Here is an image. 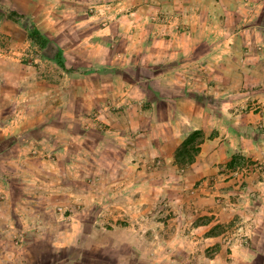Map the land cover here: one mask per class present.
Here are the masks:
<instances>
[{"label":"crops","instance_id":"1","mask_svg":"<svg viewBox=\"0 0 264 264\" xmlns=\"http://www.w3.org/2000/svg\"><path fill=\"white\" fill-rule=\"evenodd\" d=\"M108 1L113 13L118 12L121 4L129 8V16L134 18L129 25L131 34H150L152 27L148 20L145 24L142 20L159 15L167 17L170 21L161 25V41L156 49L163 46L191 53L176 64L190 66L189 82L177 73H170L172 69L167 67L154 76L136 73L129 75V90L124 91L127 96L118 101H127L125 106L129 103V107L123 106L121 110L126 112H123L125 116L129 112L132 118L134 112L141 117L133 132L131 126L117 127L122 138L111 146L123 145L121 150L129 159L107 184V189L119 197L114 199L115 207L130 214V220L126 221H129V246L133 255L150 257L153 264H215L219 257L224 260L222 264L233 261L264 264V249L260 248L239 246L234 254L225 252V255L216 243L219 233L214 231L238 214L255 219L259 212H264V172L250 165L244 185H237L232 179L238 158L264 162V0ZM132 43L129 41V67L140 61L130 54ZM141 62L157 67L172 63L159 57ZM154 78L160 79V86H155ZM91 84L94 86L92 81ZM91 91L92 96L100 92L97 88ZM134 94L149 97L151 104L133 103L129 98ZM109 102L103 104L107 106ZM245 103V107H250H237ZM253 103H258L260 109H253ZM98 118L101 119L99 115ZM103 120L111 123L109 119ZM96 125L91 123V130L100 131ZM196 129L204 134L200 151L193 162L180 163L177 152ZM85 130L84 134L88 132ZM42 139L53 146L56 143V138L51 136L35 140ZM71 143L63 138L54 154L21 157L27 166L22 169L37 178L43 172L50 194H66L71 202L89 203L93 195L78 183L85 176V157L73 154ZM114 154L113 158L118 159L119 155ZM7 190L11 196L13 190ZM218 195L223 201L220 205L215 200ZM81 223L74 217L69 228L65 225L53 233V247L61 252L78 244ZM112 225L118 229L119 223ZM260 225L264 227V222ZM259 227L260 239L264 240V228ZM3 239L0 231V264H36L30 243L21 249H5ZM138 240L147 247L137 249ZM214 245L219 246L216 255H207ZM230 256L234 257L233 261ZM61 261L59 254V261L53 264Z\"/></svg>","mask_w":264,"mask_h":264},{"label":"rangeland","instance_id":"2","mask_svg":"<svg viewBox=\"0 0 264 264\" xmlns=\"http://www.w3.org/2000/svg\"><path fill=\"white\" fill-rule=\"evenodd\" d=\"M49 9L53 11L50 13ZM128 11L121 4L118 12L113 13L108 0H0V231L5 249H21L30 243L36 264H53L59 261V254L61 264H153L150 257L133 255L126 221L130 220V214L115 207L114 199L119 197L107 189L114 172L122 169L129 159L121 150L123 145L111 146L122 138L117 127L131 126L133 132L141 121L134 112L132 118L129 112L125 116L126 112L121 110L127 101H118L127 96L124 91L129 90V75L136 73L154 76L167 67L172 69L170 73H177L189 82L190 66L176 64L191 53L163 46L156 49L161 41V25L170 21L164 16L141 19L143 24L148 20L152 27L150 34L129 33L134 18ZM35 28L50 42L42 45L32 38L31 30ZM129 41L134 44L131 56L140 60L133 67H129ZM153 57L167 58L172 63L158 67L141 65L143 59ZM152 80L156 87L160 86V79ZM96 88L100 92L92 96L91 89ZM105 89L109 91L104 92ZM148 98L134 94L129 99L149 106ZM105 101H110L107 106L103 104ZM246 104L237 107L249 108ZM253 109H260L258 103H253ZM91 123L98 124L100 131L91 130ZM47 136L56 138L54 146L45 139L35 140ZM63 138L73 142V154L85 157V176L78 183L93 195L89 203L71 202L66 194H50L43 172L37 178L22 169L27 166L21 157L54 154ZM114 153L119 155L118 159L113 158ZM252 162L242 157L236 165L247 169ZM262 163L258 170L264 172ZM248 171L244 170L243 176V173L232 175V179L237 185H244ZM32 187L38 191H32ZM8 188L13 190L11 196ZM215 200L219 205L223 202L220 195ZM263 213L259 212L255 219L238 214L214 229L219 233L216 243L224 253L234 254L239 246L264 249V240L257 229L264 228L260 225L264 222ZM74 217L82 222V236L78 244L59 252L52 245L51 235L65 225L69 228ZM117 221L118 229L112 225ZM144 247L146 243L138 240L137 249ZM218 247L214 245L207 255H216ZM233 260L230 256V261ZM222 261L219 257L215 264Z\"/></svg>","mask_w":264,"mask_h":264},{"label":"trees","instance_id":"3","mask_svg":"<svg viewBox=\"0 0 264 264\" xmlns=\"http://www.w3.org/2000/svg\"><path fill=\"white\" fill-rule=\"evenodd\" d=\"M32 38H35L42 45L50 40L43 36V34L38 29L31 30ZM199 138L197 142H195ZM204 140L203 131L196 129L190 133V135L185 139L181 148L177 152V159L180 163L193 162L195 160V155L200 151L201 143ZM236 160V159H235Z\"/></svg>","mask_w":264,"mask_h":264},{"label":"built area","instance_id":"4","mask_svg":"<svg viewBox=\"0 0 264 264\" xmlns=\"http://www.w3.org/2000/svg\"><path fill=\"white\" fill-rule=\"evenodd\" d=\"M250 165H254V166H256V167H258V168H262V166H263V163H256V162H253V163H251ZM249 165V166H250ZM246 167H242L241 165H239V166H236L234 169H233V175H237V174H240V173H243L244 172V170H248L249 168H247V169H245Z\"/></svg>","mask_w":264,"mask_h":264}]
</instances>
